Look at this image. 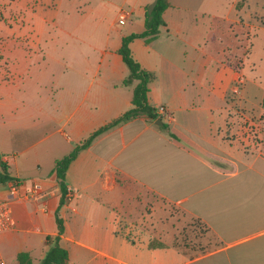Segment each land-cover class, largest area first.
<instances>
[{
    "label": "crops",
    "instance_id": "obj_1",
    "mask_svg": "<svg viewBox=\"0 0 264 264\" xmlns=\"http://www.w3.org/2000/svg\"><path fill=\"white\" fill-rule=\"evenodd\" d=\"M152 2L0 5V158L26 182L0 234L32 264L53 243L57 211L64 264H264V0H168L157 36L129 43L155 74L147 101L157 117L137 114L79 150L59 206L55 160L131 105L136 80L123 82L118 48L145 28ZM121 7L131 10L124 23ZM32 180L49 190L43 200L24 194ZM142 189L201 220L217 245L193 255L154 245L159 235L128 210Z\"/></svg>",
    "mask_w": 264,
    "mask_h": 264
},
{
    "label": "trees",
    "instance_id": "obj_2",
    "mask_svg": "<svg viewBox=\"0 0 264 264\" xmlns=\"http://www.w3.org/2000/svg\"><path fill=\"white\" fill-rule=\"evenodd\" d=\"M169 5L168 0H153L152 4L146 8L144 25L145 28L138 32H130L122 36L121 44L118 48V52L121 54L123 61L126 63L129 69L128 75L124 78V83H130L134 79L136 83L133 87L131 96V105L125 111L115 116L108 122L95 128L90 134L82 138L72 149L63 156L55 160L54 168L56 173L57 182L60 189L59 206L62 205L67 196V186L65 181L66 169L71 160L77 155L79 150L87 147L97 134L120 123L126 121L137 114H146L149 118H156L157 115L154 112V108L148 104L147 91L149 90V82L155 77L152 70H149L143 66L134 58L129 46L130 41L135 37H143L145 41H150L160 31V27L165 24L163 19V11ZM262 106L264 109V93L262 97ZM264 115V111H263ZM13 177L8 170V164L0 158V182ZM205 230L209 231V228L198 218H195ZM55 220L57 225V233L51 237L47 235V240L53 241L45 255L38 261V264H64L68 260L67 249L61 246L58 242L60 234L63 232V220L59 216L58 211L55 214ZM214 236V235H213ZM154 240V239H153ZM154 242V241H153ZM163 245L162 242H154V245ZM217 245V243H215ZM214 245V246H215ZM213 246V247H214ZM18 264H32V259L28 251H18L16 253Z\"/></svg>",
    "mask_w": 264,
    "mask_h": 264
},
{
    "label": "rangeland",
    "instance_id": "obj_3",
    "mask_svg": "<svg viewBox=\"0 0 264 264\" xmlns=\"http://www.w3.org/2000/svg\"><path fill=\"white\" fill-rule=\"evenodd\" d=\"M7 3L8 0H2L0 5ZM136 197L142 201L130 199L128 210L138 218L137 222L159 235L160 242L163 244L175 245L186 250L188 255L198 254L215 245L216 240L213 234L205 230L195 218L187 215L179 206L143 189L137 193ZM17 249V245L12 244L3 234H0V253L7 264H18ZM38 251H40L39 248L34 254L35 257L38 256ZM34 264H38V261Z\"/></svg>",
    "mask_w": 264,
    "mask_h": 264
},
{
    "label": "built area",
    "instance_id": "obj_4",
    "mask_svg": "<svg viewBox=\"0 0 264 264\" xmlns=\"http://www.w3.org/2000/svg\"><path fill=\"white\" fill-rule=\"evenodd\" d=\"M131 14V10L127 7H121L118 10L117 21L119 23H124L127 21ZM234 91L237 92V87L234 88ZM157 111L165 113L166 107L164 105H159ZM3 184L7 190V195L4 198H0V232L11 229L13 224V212H12V199L19 195V189L23 184H26L25 180H21L18 177H11L7 180L0 182ZM68 191V189H67ZM49 190L45 189L40 182L32 180L29 182L25 195H28L34 200H43ZM0 264H7L5 259L0 253Z\"/></svg>",
    "mask_w": 264,
    "mask_h": 264
},
{
    "label": "water",
    "instance_id": "obj_5",
    "mask_svg": "<svg viewBox=\"0 0 264 264\" xmlns=\"http://www.w3.org/2000/svg\"><path fill=\"white\" fill-rule=\"evenodd\" d=\"M155 122L160 123V122H161V118H157V119L155 120Z\"/></svg>",
    "mask_w": 264,
    "mask_h": 264
}]
</instances>
